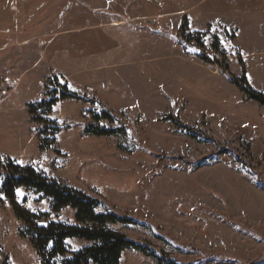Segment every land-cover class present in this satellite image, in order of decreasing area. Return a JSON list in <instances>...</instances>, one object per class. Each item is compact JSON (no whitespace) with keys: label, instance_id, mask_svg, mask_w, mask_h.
<instances>
[{"label":"rangeland","instance_id":"1","mask_svg":"<svg viewBox=\"0 0 264 264\" xmlns=\"http://www.w3.org/2000/svg\"><path fill=\"white\" fill-rule=\"evenodd\" d=\"M15 28L60 42L43 85L0 73V264H43L18 214L77 225L31 190L8 200L12 166L135 220L111 229L165 260L264 264V106L231 81L264 96V0H0Z\"/></svg>","mask_w":264,"mask_h":264},{"label":"trees","instance_id":"2","mask_svg":"<svg viewBox=\"0 0 264 264\" xmlns=\"http://www.w3.org/2000/svg\"><path fill=\"white\" fill-rule=\"evenodd\" d=\"M231 81L248 98L264 106V96L255 93L246 86L244 87L243 84H237L234 79ZM62 96L75 98L74 95L68 93H64ZM65 98L63 99L66 100ZM31 113L33 114V112ZM102 114L108 116L106 111H103ZM87 132L91 136L97 137L114 133L110 130L95 128H89ZM18 189L31 190L44 199L51 200L54 212L67 208L75 212L77 225L68 226L63 223L51 222L47 215V219L43 221L47 224L45 228L28 222L30 221L29 218L21 217L17 212L21 221L29 223L25 237L30 240L43 264H122L124 254L128 251L146 255L155 259L159 264H178L174 260H165L150 247H145L111 229L112 226L121 224L136 225L135 220L121 218L109 211L101 201L82 192L65 188L57 182L48 181L46 177L44 178L33 168L11 167L10 175L2 189L3 195H6L8 200H13ZM102 209L104 211H101ZM69 240L89 242L93 246L69 256L70 250L67 245Z\"/></svg>","mask_w":264,"mask_h":264},{"label":"crops","instance_id":"3","mask_svg":"<svg viewBox=\"0 0 264 264\" xmlns=\"http://www.w3.org/2000/svg\"><path fill=\"white\" fill-rule=\"evenodd\" d=\"M31 31L28 30V33H26L22 29L17 30L15 28L12 31L0 32V36L8 37L7 40H2L0 37V66L2 65L3 70L7 69L6 72L2 70L0 73L4 76L7 74V79L5 80L8 82V84L5 83L3 86H9V84L22 86L21 84L24 80L29 79L26 84V89L29 91L34 85H43L42 79L44 81L48 79L47 60L49 58V50L52 53L51 56H54L58 51L57 47L60 38L56 35L55 37L51 35L52 38L48 39L47 34L43 33V31L36 34H31ZM74 61L77 62L78 60L76 58L73 59L70 65L71 71L74 69ZM7 62L8 64L4 65ZM49 71L51 73L52 69H49ZM54 72L63 74L56 69H54Z\"/></svg>","mask_w":264,"mask_h":264},{"label":"snow or ice","instance_id":"4","mask_svg":"<svg viewBox=\"0 0 264 264\" xmlns=\"http://www.w3.org/2000/svg\"><path fill=\"white\" fill-rule=\"evenodd\" d=\"M18 195H22V193L18 192Z\"/></svg>","mask_w":264,"mask_h":264}]
</instances>
